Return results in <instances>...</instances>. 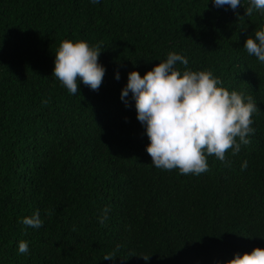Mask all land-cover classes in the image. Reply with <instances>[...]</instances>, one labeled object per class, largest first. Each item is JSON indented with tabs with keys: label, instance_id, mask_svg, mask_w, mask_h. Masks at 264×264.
I'll return each instance as SVG.
<instances>
[{
	"label": "trees",
	"instance_id": "16d2710c",
	"mask_svg": "<svg viewBox=\"0 0 264 264\" xmlns=\"http://www.w3.org/2000/svg\"><path fill=\"white\" fill-rule=\"evenodd\" d=\"M241 4L0 0V264H227L264 249V62L244 48L264 9ZM65 40L101 51L98 91L53 75ZM172 52L181 74L209 71L259 109L250 143L228 163L205 153L199 175L155 167L131 92L121 100L129 73ZM37 211L40 228L21 223Z\"/></svg>",
	"mask_w": 264,
	"mask_h": 264
},
{
	"label": "clouds",
	"instance_id": "9594fccd",
	"mask_svg": "<svg viewBox=\"0 0 264 264\" xmlns=\"http://www.w3.org/2000/svg\"><path fill=\"white\" fill-rule=\"evenodd\" d=\"M91 2L95 4L99 0ZM214 5L217 8L227 5L234 11L242 6L241 0H214ZM254 9H264V0H250V6L245 9L246 16H251ZM244 48L249 55L264 62V30L256 31L255 38L249 36ZM100 52L84 41L65 40L55 54L53 75L73 95L79 92L78 77L84 85L98 91L105 74V68L98 63ZM177 63L187 67L188 60L172 52L143 77L138 71H132L121 91V100L127 107L126 98L131 92L137 119L145 126L150 139L146 150L155 167L178 168L181 174L199 175L208 171L205 153L228 163L225 154L230 148L235 155L242 144L250 143L247 137L255 131L251 127L252 114L259 109L251 96L245 98L236 91L230 93L217 87L220 81L211 72L186 70L181 74L175 67ZM115 78L119 80L118 73ZM246 167L245 161L241 168ZM108 211V208L104 209L101 224L107 219ZM21 223L40 228L43 221L37 211L31 217H24ZM28 251V243L21 241L18 252L27 254ZM115 257L110 253L104 259ZM142 258L147 261L149 256ZM227 264H264V249L255 248L250 254H237Z\"/></svg>",
	"mask_w": 264,
	"mask_h": 264
}]
</instances>
